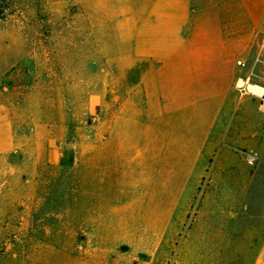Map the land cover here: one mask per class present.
<instances>
[{
    "label": "rangeland",
    "instance_id": "obj_1",
    "mask_svg": "<svg viewBox=\"0 0 264 264\" xmlns=\"http://www.w3.org/2000/svg\"><path fill=\"white\" fill-rule=\"evenodd\" d=\"M0 7V264H264V156L220 160L215 138L225 59L264 89V19L240 0Z\"/></svg>",
    "mask_w": 264,
    "mask_h": 264
},
{
    "label": "crops",
    "instance_id": "obj_2",
    "mask_svg": "<svg viewBox=\"0 0 264 264\" xmlns=\"http://www.w3.org/2000/svg\"><path fill=\"white\" fill-rule=\"evenodd\" d=\"M240 1L253 23L264 19V0ZM222 61L219 59V66ZM225 62L226 74H222L219 69V136L215 137L219 138V159L234 160L240 151L247 150L264 156V141L261 138L264 129V104L247 89L243 93L235 89L239 74L232 68L231 58L225 59Z\"/></svg>",
    "mask_w": 264,
    "mask_h": 264
},
{
    "label": "built area",
    "instance_id": "obj_3",
    "mask_svg": "<svg viewBox=\"0 0 264 264\" xmlns=\"http://www.w3.org/2000/svg\"><path fill=\"white\" fill-rule=\"evenodd\" d=\"M237 63H238V65H240L242 67L244 66L242 61H238ZM255 96H258V95H255ZM258 97L261 100V102L264 104V92ZM262 138L264 139V129H263V132H262ZM245 157H246V161H247L248 165L253 166L256 163V161H257V154L254 153V152H247L245 154Z\"/></svg>",
    "mask_w": 264,
    "mask_h": 264
},
{
    "label": "bare ground",
    "instance_id": "obj_4",
    "mask_svg": "<svg viewBox=\"0 0 264 264\" xmlns=\"http://www.w3.org/2000/svg\"><path fill=\"white\" fill-rule=\"evenodd\" d=\"M246 89L249 93H252V94L258 95V96H260L264 92V89L257 86V85L248 84Z\"/></svg>",
    "mask_w": 264,
    "mask_h": 264
},
{
    "label": "trees",
    "instance_id": "obj_5",
    "mask_svg": "<svg viewBox=\"0 0 264 264\" xmlns=\"http://www.w3.org/2000/svg\"><path fill=\"white\" fill-rule=\"evenodd\" d=\"M3 9L0 7V19H2Z\"/></svg>",
    "mask_w": 264,
    "mask_h": 264
}]
</instances>
